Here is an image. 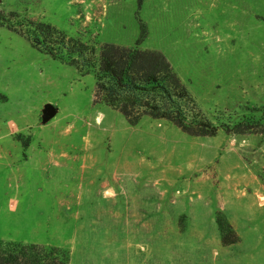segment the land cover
<instances>
[{"label": "rangeland", "instance_id": "374dc122", "mask_svg": "<svg viewBox=\"0 0 264 264\" xmlns=\"http://www.w3.org/2000/svg\"><path fill=\"white\" fill-rule=\"evenodd\" d=\"M0 13V240L70 264H264V0H0ZM24 19L96 54L133 48L145 26L138 48L165 56L186 115L215 134L94 105V74L7 28Z\"/></svg>", "mask_w": 264, "mask_h": 264}, {"label": "trees", "instance_id": "16d2710c", "mask_svg": "<svg viewBox=\"0 0 264 264\" xmlns=\"http://www.w3.org/2000/svg\"><path fill=\"white\" fill-rule=\"evenodd\" d=\"M141 5L142 0H137L138 10ZM11 16L17 17L16 13ZM2 23L4 21H0ZM21 23L25 24L26 31H18L10 25L7 28L21 35L33 49L74 67L82 77L93 73V104L104 103L130 126L149 117L166 120L192 137L215 134V128L207 130L201 118L194 120L186 115V102L192 107L195 103L165 56L159 51L138 48L147 36L145 26L140 27L141 35L133 48L105 43L96 54L94 48L68 37L50 24L30 19ZM220 218L217 220L220 232L232 234L229 226L224 230ZM222 242L233 245L236 238L227 240L222 236ZM70 260L69 251L63 248L0 240V264H70Z\"/></svg>", "mask_w": 264, "mask_h": 264}, {"label": "water", "instance_id": "95a60500", "mask_svg": "<svg viewBox=\"0 0 264 264\" xmlns=\"http://www.w3.org/2000/svg\"><path fill=\"white\" fill-rule=\"evenodd\" d=\"M55 114H56L55 108L49 105L43 110V120L51 119L55 116Z\"/></svg>", "mask_w": 264, "mask_h": 264}, {"label": "crops", "instance_id": "0c3cea01", "mask_svg": "<svg viewBox=\"0 0 264 264\" xmlns=\"http://www.w3.org/2000/svg\"><path fill=\"white\" fill-rule=\"evenodd\" d=\"M163 258H165L164 260H165V263H163V264H170V258H168V257H163ZM153 264H157V261L156 260H153V262H152ZM171 263H172V261H171Z\"/></svg>", "mask_w": 264, "mask_h": 264}, {"label": "bare ground", "instance_id": "6f19581e", "mask_svg": "<svg viewBox=\"0 0 264 264\" xmlns=\"http://www.w3.org/2000/svg\"><path fill=\"white\" fill-rule=\"evenodd\" d=\"M90 122V121H89Z\"/></svg>", "mask_w": 264, "mask_h": 264}]
</instances>
